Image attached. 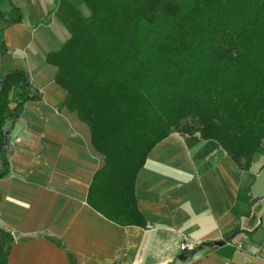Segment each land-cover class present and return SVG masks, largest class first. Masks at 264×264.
Masks as SVG:
<instances>
[{"label":"crops","instance_id":"1","mask_svg":"<svg viewBox=\"0 0 264 264\" xmlns=\"http://www.w3.org/2000/svg\"><path fill=\"white\" fill-rule=\"evenodd\" d=\"M78 15H90L85 0H0V93L7 72L23 71L42 97L12 124L0 178L9 264H72L71 255L76 264H264V156L244 170L215 142L172 133L136 178L145 225L118 224L89 203L105 158L48 60ZM182 244L197 250L186 262Z\"/></svg>","mask_w":264,"mask_h":264},{"label":"trees","instance_id":"2","mask_svg":"<svg viewBox=\"0 0 264 264\" xmlns=\"http://www.w3.org/2000/svg\"><path fill=\"white\" fill-rule=\"evenodd\" d=\"M85 4L90 15L68 23L71 38L48 60L68 92L65 104L89 125L105 158L89 193L95 209L121 225H145L136 178L172 133L215 142L244 170L264 156V0ZM1 82L3 178L10 173L6 128L26 102L42 97L26 72L9 71ZM14 243L0 227V264H9Z\"/></svg>","mask_w":264,"mask_h":264},{"label":"water","instance_id":"3","mask_svg":"<svg viewBox=\"0 0 264 264\" xmlns=\"http://www.w3.org/2000/svg\"><path fill=\"white\" fill-rule=\"evenodd\" d=\"M11 127H12V124L9 125V126L6 128V131H5V135H6V136H8V134H9V132H10V130H11ZM215 244H216V245H222L223 242H216ZM196 253H197V250H194V251H188V252L183 253L179 258H180L181 261L186 262V261L191 260V259L196 255Z\"/></svg>","mask_w":264,"mask_h":264},{"label":"built area","instance_id":"4","mask_svg":"<svg viewBox=\"0 0 264 264\" xmlns=\"http://www.w3.org/2000/svg\"><path fill=\"white\" fill-rule=\"evenodd\" d=\"M181 251H182V252H186V251H188V246H187L186 244H182V245H181Z\"/></svg>","mask_w":264,"mask_h":264}]
</instances>
